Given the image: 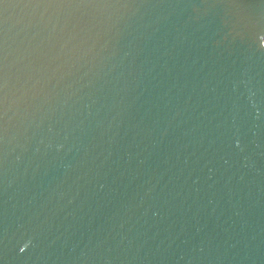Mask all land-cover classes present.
<instances>
[{
    "label": "water",
    "instance_id": "water-1",
    "mask_svg": "<svg viewBox=\"0 0 264 264\" xmlns=\"http://www.w3.org/2000/svg\"><path fill=\"white\" fill-rule=\"evenodd\" d=\"M0 264H264V0H0Z\"/></svg>",
    "mask_w": 264,
    "mask_h": 264
}]
</instances>
